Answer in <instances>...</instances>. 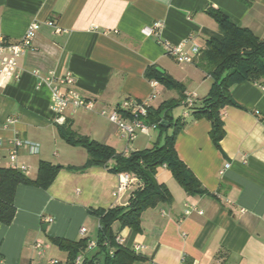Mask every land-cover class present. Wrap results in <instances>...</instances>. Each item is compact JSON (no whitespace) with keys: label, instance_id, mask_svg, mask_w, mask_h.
<instances>
[{"label":"crops","instance_id":"obj_1","mask_svg":"<svg viewBox=\"0 0 264 264\" xmlns=\"http://www.w3.org/2000/svg\"><path fill=\"white\" fill-rule=\"evenodd\" d=\"M209 10L264 40V0H0V33L7 41H18L31 23L39 24L18 59V78L0 77V167L14 165L31 180L40 162L59 167L46 189L17 186L13 220L0 223L1 264L64 262L66 254L53 240L95 241L98 222L89 210L126 207L135 189L117 192L119 174L109 171L112 161L81 172L71 169L84 166L88 156L59 136L49 107L51 85L70 74L75 83L61 89L73 88L94 103L91 111L64 113L75 133L125 156L161 144L172 126L164 132L150 128L128 141L108 116L124 100L141 102L153 92L158 94L150 109L175 100L165 92L176 89L158 81L151 86L148 68L180 84L185 97L207 95L211 80L196 66L197 59L177 63L164 43L188 40L183 51L190 54L192 45L202 50L209 38H221ZM155 22L163 23L159 37H145L142 30ZM46 77L51 83L44 82ZM230 94L235 105L221 112L225 134L219 148L209 137L210 122L193 120L190 112L186 116L179 104L183 112L177 119L184 127L175 150L206 193L186 194L160 167L155 179L172 201L146 210L137 233L113 227L123 247L140 246L135 254L143 260L134 264H264V87L241 82ZM167 115L177 120L171 110ZM15 139L37 144L38 153L23 146L11 161ZM92 229L94 239L88 237Z\"/></svg>","mask_w":264,"mask_h":264},{"label":"trees","instance_id":"obj_2","mask_svg":"<svg viewBox=\"0 0 264 264\" xmlns=\"http://www.w3.org/2000/svg\"><path fill=\"white\" fill-rule=\"evenodd\" d=\"M208 14L217 25L221 36L219 39L209 38L197 58L196 66L211 80L207 95L194 101L188 108L193 120L205 119L210 122L209 137L216 148L224 137L221 112L227 106H234L230 89L241 82H250L264 87V40L256 37L248 29L234 25L219 11L209 10ZM146 77L154 79L168 88L181 92L177 100L163 103L157 109H148L144 119L148 125H154L164 132L166 125L173 127L172 135H166L161 144L151 148L133 151L127 154H117L112 148L81 136L71 130L66 122L58 126L59 136L69 145L83 148L87 153V161L74 171H84L91 167L105 166L113 162L109 171L113 174L130 173L139 181L126 207L89 210L96 218L98 230L96 247L87 250L88 238L77 241L55 239L53 244L66 254L64 262L54 264H75L81 257L80 264H134L143 260L132 249L115 243L114 225L129 228L133 232L141 229V216L149 208L160 203H170L172 196L164 184H159L155 175L160 167H165L176 183L188 195L205 194L200 182L191 170L179 158L175 150L178 133L184 127L182 119L172 122L167 115L173 107L185 99L182 86L154 68L146 70ZM124 115V114H123ZM59 167L46 162L38 165L34 180L25 176L22 171L13 168L0 167V223L9 225L14 217V196L18 185H29L46 189L54 180ZM112 250V255L109 251ZM1 264V263H0ZM51 264V263H50Z\"/></svg>","mask_w":264,"mask_h":264},{"label":"built area","instance_id":"obj_3","mask_svg":"<svg viewBox=\"0 0 264 264\" xmlns=\"http://www.w3.org/2000/svg\"><path fill=\"white\" fill-rule=\"evenodd\" d=\"M49 26H53L51 21L47 22ZM163 28L162 22H155L150 27H146L142 30V34L145 37H159L161 30ZM39 30V24L37 22L31 23L27 30L25 31L22 38L16 42H9L0 33V77L3 79L18 78V59L19 57L30 47L31 40L35 33ZM57 32H62L57 28ZM188 43V40H184L179 44L164 43L165 51L169 56H171L177 63H193L195 59L200 56L201 49L197 46L192 45L190 47V54L184 53L183 49ZM34 75H37L35 72ZM52 78H44V82L51 83ZM75 83L73 76L67 74L66 76L58 80V85L54 84L50 87V100L49 107L56 114L55 122L62 126L65 124L64 113L68 108L73 110H93L94 103L91 100L85 99L73 88L62 90L60 86L68 85L72 86ZM153 88L158 86L156 80L150 82ZM158 94V92H153L152 96L148 99L136 102L131 99L124 100L121 102L112 113L109 114L108 119L110 122L114 123L123 137L127 138L128 141H133L139 133L147 134L150 128H155L154 125H148L145 123L144 119L147 117V112L149 109L150 101ZM195 101V94H188L182 101V105L186 108L185 115H188V108L192 106ZM124 114V115H123ZM27 147L31 154H37L39 146L35 143L28 142L22 139H15L12 141V151L10 152L9 158L14 161L16 157V150L20 147ZM228 165L226 166V168ZM10 168L22 171V169L11 165ZM131 186H135V189L140 186L138 179L130 173H120L118 175L117 192L122 193L126 191ZM134 189V190H135ZM46 222H52L51 218H47ZM85 228L80 229V234L85 235ZM115 243L119 246H123V239L120 235H116ZM40 244H36V248H40ZM96 247L95 241H90L87 246V250H94ZM140 246H134L133 251L138 252ZM112 255V250L109 251ZM81 257H78L75 264H80ZM52 261L51 264H54Z\"/></svg>","mask_w":264,"mask_h":264},{"label":"rangeland","instance_id":"obj_4","mask_svg":"<svg viewBox=\"0 0 264 264\" xmlns=\"http://www.w3.org/2000/svg\"><path fill=\"white\" fill-rule=\"evenodd\" d=\"M167 94H170V96H172V97H174L175 98V100H177L179 97H180V95H181V92L179 91V90H177L176 92H165V95H167ZM164 96V95H163ZM183 110H185V109H183ZM183 111H182V107L181 106H175V107H173L172 109H171V114L173 115V117L175 118V119H177L178 117H180V115H181V113H182ZM172 133H173V128H171V129H169L168 130V135H172ZM96 234V231H95V229H92L91 230V233L89 234V238L90 239H94L95 238V235ZM62 260V259H61Z\"/></svg>","mask_w":264,"mask_h":264}]
</instances>
